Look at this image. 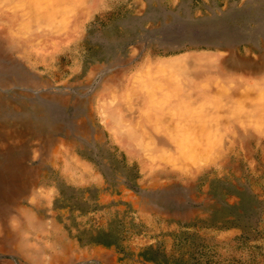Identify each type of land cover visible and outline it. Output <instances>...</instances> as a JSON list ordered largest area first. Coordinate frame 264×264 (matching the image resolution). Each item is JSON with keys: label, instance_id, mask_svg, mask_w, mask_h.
<instances>
[{"label": "rangeland", "instance_id": "rangeland-1", "mask_svg": "<svg viewBox=\"0 0 264 264\" xmlns=\"http://www.w3.org/2000/svg\"><path fill=\"white\" fill-rule=\"evenodd\" d=\"M18 2L0 7V264H264L263 132L231 118L219 149L182 169L142 118L145 95L127 97L147 64L179 58L191 85L263 83L264 0H87L47 51L55 26L14 18ZM117 120L150 134L155 165Z\"/></svg>", "mask_w": 264, "mask_h": 264}, {"label": "bare ground", "instance_id": "bare-ground-1", "mask_svg": "<svg viewBox=\"0 0 264 264\" xmlns=\"http://www.w3.org/2000/svg\"><path fill=\"white\" fill-rule=\"evenodd\" d=\"M9 1L0 0V7ZM86 3L87 0H19L13 10L9 9L14 18H23L27 11L34 10L33 19L36 22L55 26V31L48 34L50 37L40 40L37 45L47 51L48 41L67 43L80 18L91 11V7H85ZM48 20L51 22H45ZM28 26L20 27L18 32L25 34ZM187 64L185 58L162 62L155 67L147 64L131 79L127 94V97L135 93L145 95L142 118L152 122L155 130L165 131L172 139L176 151L171 158L182 169L195 166L200 156L219 149V128L228 125L231 118L243 125L254 126L264 134V82L240 91H233V81L209 79L191 85L185 79ZM186 86L197 89L200 99L196 105H192L189 94L183 90ZM110 101L112 98L99 102L106 122L110 121V117L105 114L104 107ZM137 128L119 120L111 127L116 138L131 154L139 155L148 165H155L161 152L154 149L150 134L138 133Z\"/></svg>", "mask_w": 264, "mask_h": 264}]
</instances>
